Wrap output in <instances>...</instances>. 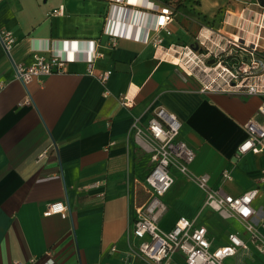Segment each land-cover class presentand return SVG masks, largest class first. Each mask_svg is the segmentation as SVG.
Segmentation results:
<instances>
[{
    "label": "crops",
    "instance_id": "0c3cea01",
    "mask_svg": "<svg viewBox=\"0 0 264 264\" xmlns=\"http://www.w3.org/2000/svg\"><path fill=\"white\" fill-rule=\"evenodd\" d=\"M150 1L162 2L0 0V29L16 38L11 54L0 41V264L31 256L36 257L31 264H42L48 252L53 264H153L134 253L139 239L130 234L136 207L148 197L145 178L153 167L131 124L136 117L146 123L158 106L180 120V136L196 153L194 174L207 173L211 186L234 195L259 186L251 219L264 237V183H259L264 150L236 156L246 137L244 123L261 118L264 93L200 91L197 78L165 45L150 41L156 23ZM60 6L63 14L52 15ZM197 12L207 24L195 20L201 23L196 35L193 24L187 28L176 14L166 42L235 39L264 50V0H199ZM129 22L147 28L145 38L115 31ZM110 33L118 35L116 46L109 44ZM89 49L103 53L93 68L111 71L106 83L88 72ZM52 54L67 60L65 71L27 84L14 78L13 61L31 63L36 55ZM257 82L264 84V71ZM225 169L231 179L223 177ZM174 175L163 228L181 215L199 213L214 244L226 243L231 231L247 242L248 248L225 263L264 264L239 219L202 209L205 191L181 172ZM57 200L68 215L44 214ZM176 258L184 264L180 254Z\"/></svg>",
    "mask_w": 264,
    "mask_h": 264
},
{
    "label": "built area",
    "instance_id": "2783aa9c",
    "mask_svg": "<svg viewBox=\"0 0 264 264\" xmlns=\"http://www.w3.org/2000/svg\"><path fill=\"white\" fill-rule=\"evenodd\" d=\"M148 7L156 16L150 41L156 45L168 46V49L178 50L179 47L185 49V56L182 58L178 56V64L182 66L183 63L185 72L197 78L200 91L264 93V84L257 82L264 71V53L261 52L258 44L248 46L244 40L223 39L212 43L214 46L212 47V44H209L210 38L206 37H198L195 44L178 45L174 42H166V37L173 33L169 25L175 19L176 10L168 4L154 1H150ZM51 14L62 15L63 6L53 9ZM0 41L7 53L11 54L16 43L13 32L5 28L0 29ZM117 42L118 35L110 33L109 44L116 46ZM239 49L241 53L236 54ZM89 50L88 72L106 83L111 71L105 69L95 73L93 68V61L103 56V53ZM224 55H232L233 60L224 59ZM210 58H214L213 63H208ZM66 62L67 60L58 54L36 55L31 63L13 61L14 78L27 84L36 78L65 71ZM259 114L261 118L252 116L244 123L246 137L236 148L237 157L248 151L264 150V103L259 107ZM180 128L181 122L177 115L163 106L155 108L146 123H141L138 117L132 121L131 130L136 140L145 151L150 153L153 162V167L145 178L148 197L136 207L135 216L130 223V234L139 239L134 253L143 255L153 264H183L176 258L177 253L181 255L184 264H227L226 258L236 255L240 248H248L247 242L237 231L229 232L226 243L214 244L213 238L208 235L207 227L199 221V213L192 217L181 215L169 229L160 225V219L167 209L161 197L175 181L173 175L175 168L193 179L205 191L202 209L210 207L223 217L239 219L251 234V241L255 247L264 254V237L259 235L251 219L256 213L253 201L260 192L259 186L254 185L234 195L220 186H211L207 173L194 174L190 164L196 153L180 136ZM43 154L44 152L39 156ZM223 177L231 179L228 169L224 170ZM259 183H264V170ZM52 213H61L65 217L68 215V208L62 200L53 201L44 211L46 215ZM47 255V260L42 264H53L52 254L48 252ZM35 261L36 257L31 256L27 261L14 260L12 264H31Z\"/></svg>",
    "mask_w": 264,
    "mask_h": 264
},
{
    "label": "rangeland",
    "instance_id": "374dc122",
    "mask_svg": "<svg viewBox=\"0 0 264 264\" xmlns=\"http://www.w3.org/2000/svg\"><path fill=\"white\" fill-rule=\"evenodd\" d=\"M199 3H197V1H194V0H189V1H187V3H186V5L184 6V7H182L178 12H177V15H176V19H177V21L179 22V19H178V15H182V16H190L192 19H194V20H191L194 24H193V26L195 27V24H197V21H195V20H200V21H202V22H204L205 24H207V22H206V19H204V18H202L200 15H199V13L197 12V5H198ZM188 18V17H187ZM180 23V22H179ZM179 33H181L180 31H178ZM193 34V33H192ZM187 41H189L188 39H187ZM195 41V39H192L191 40V42H194ZM212 47H214L213 45H211ZM166 47H168V46H165V51H169L172 55H176V56H179L180 58H182V56H185L184 54H185V49H183L182 47H179L178 48V50H174V49H168V48H166ZM189 53H191V52H189ZM183 60V59H182ZM182 64V66H184L183 65V63H181ZM181 66V65H180ZM185 67V66H184ZM183 68V67H182ZM178 170L177 169H173V175L175 174V172H177ZM179 172V171H178ZM174 177H175V175H174ZM173 186H171V188H172ZM171 188L165 193V195L164 196H162L161 198H162V200L164 201V203L167 205V202H166V199L170 196L169 195V193H170V190H171ZM144 189H145V187H144ZM146 193L145 194H149L147 191H145ZM147 198V197H146ZM168 206V205H167ZM208 208H210V207H208ZM212 209V208H211ZM167 210H168V208L166 209V211H165V213L167 212ZM214 210V209H213ZM214 212H216V213H218L216 210L214 211ZM164 213V214H165ZM201 215H202V213H201ZM163 217V216H162ZM161 217V218H162ZM216 217H217V221L219 222V218H218V216L216 215ZM161 220V219H160Z\"/></svg>",
    "mask_w": 264,
    "mask_h": 264
},
{
    "label": "trees",
    "instance_id": "16d2710c",
    "mask_svg": "<svg viewBox=\"0 0 264 264\" xmlns=\"http://www.w3.org/2000/svg\"><path fill=\"white\" fill-rule=\"evenodd\" d=\"M160 1H162V3H164V4H168V5L172 6L176 10V12H178L182 7H184L186 5L187 1H189V0H160ZM194 1H197V3H199V0H194ZM178 19L187 28H189V23L194 24L189 18L182 16V15H178ZM186 21H188V23H186ZM200 26H201V23L200 24L197 23V25H195V29L192 30L193 35H196V31L200 28ZM182 44L183 45L188 44V41L185 40ZM248 46H251V44L248 43ZM240 51L241 50L239 49L236 52V54H240L241 53ZM261 52L264 53V50H261ZM223 58L224 59L229 58V59L233 60L232 55H228V56L224 55Z\"/></svg>",
    "mask_w": 264,
    "mask_h": 264
},
{
    "label": "bare ground",
    "instance_id": "6f19581e",
    "mask_svg": "<svg viewBox=\"0 0 264 264\" xmlns=\"http://www.w3.org/2000/svg\"><path fill=\"white\" fill-rule=\"evenodd\" d=\"M124 26L127 27L126 30H123ZM115 31L119 33H125L126 35H130L131 37H138V38H145L147 33V28H143L140 30V28L134 23L131 24L130 22L126 25L120 24L116 27ZM139 28V29H138ZM140 30V31H139ZM175 57L179 60L178 56L175 55Z\"/></svg>",
    "mask_w": 264,
    "mask_h": 264
},
{
    "label": "water",
    "instance_id": "95a60500",
    "mask_svg": "<svg viewBox=\"0 0 264 264\" xmlns=\"http://www.w3.org/2000/svg\"><path fill=\"white\" fill-rule=\"evenodd\" d=\"M214 62V58H210L209 60H208V63H213Z\"/></svg>",
    "mask_w": 264,
    "mask_h": 264
}]
</instances>
